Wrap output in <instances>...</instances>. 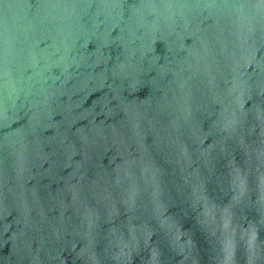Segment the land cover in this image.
<instances>
[{"label":"water","instance_id":"obj_1","mask_svg":"<svg viewBox=\"0 0 264 264\" xmlns=\"http://www.w3.org/2000/svg\"><path fill=\"white\" fill-rule=\"evenodd\" d=\"M0 264H264V0H0Z\"/></svg>","mask_w":264,"mask_h":264}]
</instances>
